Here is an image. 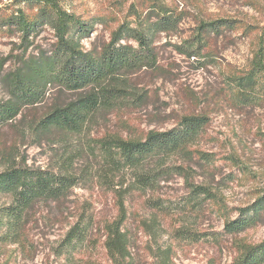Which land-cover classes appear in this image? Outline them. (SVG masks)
Wrapping results in <instances>:
<instances>
[{
    "label": "rangeland",
    "instance_id": "rangeland-1",
    "mask_svg": "<svg viewBox=\"0 0 264 264\" xmlns=\"http://www.w3.org/2000/svg\"><path fill=\"white\" fill-rule=\"evenodd\" d=\"M0 1L13 9L26 7L24 0ZM165 1L182 20L175 33L156 36L158 68L130 77L144 94L145 103L127 104L119 114L102 118L91 137L72 138L69 147L86 148L92 139L107 132L138 137L151 130L174 129L187 115L207 116L204 135L192 146L197 153L169 159L168 173L159 177L155 189L135 191L127 197L124 229L131 239L130 264H166L167 256L171 259L168 264H234L243 246L264 242V211L253 227L234 234L226 230L227 222L237 220L242 210L253 208L264 197V103L255 109H237L227 101L225 92V75L248 66L255 41L243 29L212 33L208 45L194 48L199 55L189 58L186 54L192 53L190 44L202 20L250 19L256 14L243 0ZM61 2L92 24V33L83 41L88 50L94 42L109 40L122 23L134 26L130 9L139 4V0ZM51 40L52 32L42 31L30 50H45ZM15 43L20 45L18 37L0 34V101L7 98L2 80L12 67L5 60ZM71 98L57 93L53 97L60 102ZM122 122L133 126V131L129 133ZM4 139L14 141L15 131L1 130L0 142ZM20 142L27 164L57 168L62 148L31 137ZM207 157L212 162H207ZM74 170L77 174L89 172L64 201L35 207L26 220L24 245L5 242L0 233V264H111L105 228L118 218L115 189L133 182L132 173L118 174L107 183L103 158L95 150L81 155ZM196 187L210 190L212 198L197 195ZM8 203V197L0 193V207ZM85 216L89 218L85 242L78 250L63 254L61 247L68 232Z\"/></svg>",
    "mask_w": 264,
    "mask_h": 264
},
{
    "label": "trees",
    "instance_id": "trees-1",
    "mask_svg": "<svg viewBox=\"0 0 264 264\" xmlns=\"http://www.w3.org/2000/svg\"><path fill=\"white\" fill-rule=\"evenodd\" d=\"M243 1L255 16L202 20L189 43V51L195 53L196 46L208 45L212 33L243 29L253 35L255 48L248 66L225 75V92L232 107L255 109L264 103V0ZM21 2L26 7L13 9L0 1V34L18 37L20 43L13 44L5 60L12 67L2 80L7 98L0 101V131L13 129L16 139L0 142V193L9 200L8 205L0 207L1 237L12 245H24L26 220L31 212L40 203L67 199L89 172L77 174L74 166L81 155L95 150L103 158V178L107 183L118 174L132 173L133 182L126 188L115 189L118 218L105 228V247L111 264H130L131 239L124 229L127 197L135 191L155 189L159 177L168 173L165 168L169 159L195 155L192 146L204 135L209 118L187 115L174 129L151 130L138 137L107 132L92 139L86 148L75 150L69 147L70 140L91 137L102 118L119 114L127 104L145 103L144 94L130 77L158 68L156 36L175 33L182 18L165 0H139L130 9L134 26L122 23L111 32L109 40L94 42L88 50L83 41L92 33V24L66 9L61 0ZM47 29L52 32L51 44L45 50H30L38 34ZM192 53L186 55L192 58L200 52ZM55 93L72 98L56 101ZM122 124L129 133L133 131L128 122ZM30 137L62 148L57 168L46 170L27 164L21 155L20 140ZM232 162L237 161L233 158ZM195 189L197 195L212 198L207 188ZM263 211L264 197L253 208L242 210L237 220L227 222V232L234 234L253 227ZM88 223L89 218L81 217L68 232L61 247L63 254L83 245ZM170 261L167 256L165 263ZM234 264H264V242L254 247L243 246Z\"/></svg>",
    "mask_w": 264,
    "mask_h": 264
}]
</instances>
